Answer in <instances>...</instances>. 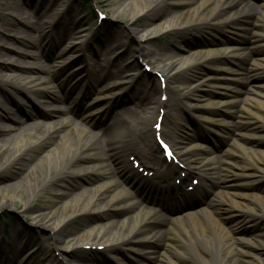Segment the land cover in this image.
<instances>
[{
	"label": "rangeland",
	"instance_id": "374dc122",
	"mask_svg": "<svg viewBox=\"0 0 264 264\" xmlns=\"http://www.w3.org/2000/svg\"><path fill=\"white\" fill-rule=\"evenodd\" d=\"M123 1H126L128 6L122 8L121 11L113 13L112 7ZM247 1L251 2L249 9L241 4L235 6V9L231 11L229 14L231 23H228L226 18L222 16L223 13L214 18H209L205 13L201 17H208L209 19H203L200 25H184L162 31L168 25V21L177 15L176 12H178L179 8L174 0H159V2L143 0L142 3L146 4V6L144 5L146 12L134 19L132 17L135 10L141 8L138 5H136L138 6L136 9L132 8L129 5V0H0V24L3 25V28H0V46L2 48L34 49L21 43L15 32L11 31L14 27L21 26L16 14L18 9L28 13L30 17L41 15L39 17L45 22L42 25L44 31L51 27H54V31L60 30V23L65 24L66 21L71 20L76 23L74 27L81 31L79 33L80 39L62 38L59 42L60 46H75V50H80L78 54H81L79 58L81 62H87V55L91 56L92 53L94 55V51L100 49L101 54L103 53L102 58L105 57L104 61H101V66H104L107 70L103 69L102 72L94 73L93 76H95L94 78L96 76L100 78L107 74L109 77L100 78L96 84L93 83V89L89 92L88 89L85 90V83L82 84L85 86L77 88L69 96V99H66L69 103L70 109L68 111H70V114L58 113L52 115L49 120L52 121L54 126L50 129V135L46 136L31 149L23 152L7 170L0 172V185L11 180L15 176V172L22 166L28 165L34 157L52 149L55 140L62 133V129L57 128L56 122H59L65 116L77 123L81 122L79 113L88 108V104L91 101L98 99L93 98L95 93L105 91L102 86L108 81L119 84L120 88L115 96L109 97V99L106 97L100 98V101L103 100L106 103L99 111L100 113L90 116L93 118L89 122L92 126L93 134L100 133L105 127H111L115 112L122 113V111L134 109L136 116H139L143 121H149L151 118L154 120L158 114L157 107L153 105L150 106L151 109H148V106L140 108V99L135 95L134 89L138 86L136 82L139 80L145 87L150 88L152 93V84H157L159 81L158 76L155 75V72L159 69L155 62H160L166 57H171L175 61L180 60L181 63L186 65L184 68H179L172 72L167 82L169 88L176 96L175 99H178L181 93L188 91L193 93L195 97L198 96V100L189 102L181 100L179 105L176 106V100L172 101L171 95L170 99H168V96L161 99L165 103L164 111L170 108L177 110V113L171 119L169 129H166L170 138H163V140L165 142L169 141L168 143L170 144H175L180 140V138L176 137L178 135L182 136V138L195 137L197 143L211 148L210 157L217 167L220 163L221 155L219 146L224 145L230 139V135L225 130L230 129V126L234 123V119H226L221 114L224 110L230 109L231 105L233 106L232 97L230 98L229 95L235 91H226L227 88L224 82L228 81L225 79L220 80L222 83L219 81V86L217 84L199 85L201 77L208 73L211 67L200 59L201 55H196L194 50L203 46L209 48L212 51L213 63H216L219 70L224 71L227 67L232 69L230 73L236 75L232 77L233 80L236 83H242L239 85L242 87L237 92L241 94L251 89L255 97L252 95H249V97L252 101L258 102L259 96H261L259 89L264 87V79H262L264 76V58L260 55L261 51H264V41L262 40L260 43L262 37L259 35V31H254L253 25L260 23L264 26V18H260L259 15L261 14L256 7L259 0ZM97 9L103 11V18L105 19L98 21L96 16ZM245 10H248V12ZM131 19L133 20L132 25H130L132 28L126 25V21ZM43 38L40 40L41 46L37 51L48 49L45 46L48 41L45 36ZM21 44L26 47L24 48ZM221 45L230 46V49H233V46H237L239 48L238 53L226 55L222 51ZM0 50L2 51L1 48ZM43 54L44 56L37 66V72H35L37 79L46 75V70L50 65L57 68L61 66L58 65L60 59L57 58L59 54L56 53L55 49L50 50L46 55L43 51ZM6 55L7 62L10 64H13L15 60H30L28 57H17L12 52H7ZM76 55L68 53L65 57L71 60ZM108 60L113 65L107 64L106 61ZM144 66L145 69L143 68ZM108 68L112 72L114 68H117L119 73L117 75L110 74ZM245 71L248 72L245 73ZM129 72H133L132 77H130ZM59 74L58 71L53 73L54 80ZM249 74H253L261 81H258L257 84L245 83L246 80L244 78H247ZM88 84L90 85V83ZM194 86L197 88H194ZM53 89L65 96L66 83L57 82ZM4 90L11 95L14 94L13 92H17L8 86H4ZM20 92H17L18 94H15V97L12 95L15 100L8 105L13 110L26 109L25 115L31 117L26 119L24 115H21V119L26 125L40 123L42 119L38 116L34 117V110H37L38 107L46 110L50 107L52 108L53 104L51 103L47 106L46 104H38L33 97L26 96L22 91ZM34 94H38V92L35 91ZM158 96V93L153 94V100L158 99ZM249 105L252 109L251 104ZM64 106H66L65 103ZM194 106L198 107L194 108ZM202 108L211 111L208 118L209 121H212V124L209 128L204 127L200 123L199 118H197V112ZM107 112H109V115H106ZM241 117L245 116L241 115ZM262 119L264 120V117ZM240 122L244 123V121ZM72 125L73 122L71 120L66 124L69 128ZM4 135L6 134H0V138ZM253 141V149L264 150V139H260V141L254 139ZM151 144L156 147L154 140L151 141ZM184 145V143L180 144V146ZM8 147L14 150L13 145ZM232 149L230 159L233 163L240 165H246L244 154H251L254 159L253 164L257 166L255 168L257 173L250 177L249 182L250 184H255L256 192L264 194V156L253 152L250 153V151L239 150L237 147ZM57 153L60 155L65 154V156L70 154L72 156L74 152L72 151L68 154L58 149ZM129 154L130 152H127L125 158L128 159L131 165H135L134 161L136 160L137 165L140 164L138 159H134V155L129 156ZM155 155L160 165L163 166L159 147ZM204 157L206 156L202 155V158ZM249 161L251 162L250 159ZM110 163L111 161H109ZM46 165L47 163L44 162L41 167L44 169L47 167ZM110 165L112 167V164ZM236 170H238L237 167H234L233 170L223 169L214 177V181L210 184V192H214L216 196V203L210 209L212 221L219 225L225 233L223 243H217L221 248H182L183 243L188 246H195L198 241H202L203 237L197 234L181 235L178 242L172 244L168 242L169 236L166 235L165 226L158 224L157 221L136 229L140 218H144L145 213L140 211L139 217H136V210L135 213L133 210H129L128 207H112L108 203L109 196L114 192V187L108 185L111 177L109 174L94 173L85 178L73 179L71 175L67 174V170L62 169L55 177L57 181L53 184L54 186L50 184L33 204L16 199L13 202L12 209L0 210V264H26V261L35 254H41V259H43L41 264H264V255L260 253V247L245 246L237 241L238 238L251 237L264 245V209L262 208L264 200H262L261 204H258L248 193L236 190L235 183L232 181ZM139 173L142 175V172ZM191 178L198 179L196 175L188 176L184 180L182 187L185 188L186 185L192 184ZM130 180L129 177H125L122 184L132 193V196H135L140 189L135 186L136 180ZM198 181L199 186L200 180L198 179ZM103 184L107 188L104 196L89 205L88 198L93 195L97 187ZM78 186H86L87 190L82 193ZM52 188L62 193L67 202H69L66 205L63 203L65 205L64 208L58 206V201L63 196L60 199L57 198L53 194L54 192L51 191ZM72 189L74 191L79 190L80 194L78 199L71 202L67 195L70 192H74ZM189 194L190 198L200 199L203 197L197 191L189 192ZM156 197L161 200L162 196L156 195ZM156 197L147 195L144 198L149 199L150 202H157L155 201ZM170 198L163 197L169 203L171 209L173 207L174 209L180 208L181 206L188 208L196 204L195 200L189 201L187 204V199L183 205H179V202ZM26 206H30L29 213H21ZM230 209L233 211H230ZM247 209H250L252 218H249V220L238 219V214L244 213ZM69 215H73V217L61 228V233L64 236L69 235L71 237L75 234L79 235L88 232L94 234L96 230H100L104 237L103 240H100L101 242L109 243L112 239L116 241L121 238L122 240L123 238H128V241L121 244H110L106 248L88 244L71 250L72 248L70 247L72 245L75 246V243L73 241L68 242L70 238L61 241L58 244L59 248H54L53 242L46 239L45 248H38V244L35 241L29 245V248H23L18 254L12 248L11 222L19 227L17 228L19 232H24L27 236L46 238L50 224H46L45 227L39 226L38 224L41 220L44 217L46 219L59 220ZM157 230H160L161 233H156ZM215 233L219 234L218 232ZM204 236L214 239L210 231ZM259 238L261 239L259 240ZM89 240L80 238L82 242H93ZM244 248H248V250ZM34 250L35 253L28 258V255ZM29 264L35 263L30 260Z\"/></svg>",
	"mask_w": 264,
	"mask_h": 264
},
{
	"label": "bare ground",
	"instance_id": "6f19581e",
	"mask_svg": "<svg viewBox=\"0 0 264 264\" xmlns=\"http://www.w3.org/2000/svg\"><path fill=\"white\" fill-rule=\"evenodd\" d=\"M142 1L143 0H129V5L132 8L136 9L138 6L141 8L138 10L134 9L135 12L132 19L146 12V9L144 8V5L146 6V4H143ZM155 1L159 2V0ZM174 2L179 8L178 12H176L177 15L168 21V25L166 28H163L162 31L175 29L184 25H200L203 19L207 20L206 18L208 17H217L220 13H223L222 16L226 18L228 23H231L229 14L235 9V6L243 4L249 9L251 5V2L247 0H174ZM256 5L261 14L259 15L260 18H264V0H259ZM127 6V2L123 1L120 4L114 5L112 11L113 13H116ZM245 11L248 12V10ZM205 13L208 17H201ZM16 14L20 20L21 26L14 27L11 31L15 32L21 43L34 49L22 50L19 47L6 49L5 47L2 48L0 46L2 49V51L0 50V134H6L0 138V172L7 170L23 152L31 149L46 136L50 135V129L54 126L52 121L49 120L52 115L58 113L70 114V111H68L70 109L69 103L66 99H69V96H71L77 88L85 86L82 85L85 83V90L88 89L89 92L93 89V83L96 84L100 78H109L107 74L100 78H97L98 76L94 78L95 76H93L94 73H100L103 69H106L104 66H101V61H104L105 57L102 58L103 53L101 54L100 49L94 51V55L93 53L91 56L87 55V62H81L79 60L81 54H78L80 50H75V46H60L59 42L62 38L68 37L74 40L80 39L79 33L81 31H78L80 29L77 28V30L74 27L76 25L74 21H66L65 24L60 23V30L54 31V27H51L44 31L42 25L45 22L39 17L41 15H33V17H30L28 13H25L22 9H18ZM132 19L126 21V25L129 27L132 25ZM226 21L225 23H227ZM0 28H3V25L0 24ZM253 29L254 31L260 32L259 35L262 37L260 43L262 40L264 41V26L260 23L255 24L253 25ZM44 36L48 41L45 45L48 49L37 51L41 46L40 40ZM26 46L23 47L25 48ZM233 47V49H230V46L221 45V49L226 55L229 53H238L239 48L237 46ZM53 49L59 54V57H57L60 59L58 65L61 66L57 68L50 65L46 70V75L37 79L35 77V72H37V66L41 58L44 56L43 51L46 55ZM7 52H12L17 57H28L30 60H15L13 64H10L7 62ZM194 52L196 55H201L200 59L205 61L206 64L211 67V70L201 77L202 79L199 85H218L221 82L220 80L225 79L229 82H224L227 88L226 91H235L231 92V95H229L230 98L232 97L233 106L231 105L232 107L230 106V109L224 110L221 114L226 119H234V123L230 126V129L225 130V132L230 135V139H228L224 145L219 146L222 150L219 149L221 155L219 160L220 163L217 167L215 166L213 159L210 157L211 148L197 143L195 137L182 138V136L178 135L176 137L180 138V140L178 143L172 144L173 148L178 150L179 158L177 162H180L182 164L181 166H179L178 163L173 162H165V165L161 166L156 158L155 153L159 146L156 145V147H154L151 144V141L155 140L156 136L164 139L170 138L166 129H169L171 119L177 113L175 108H170L164 111L165 103L160 100L161 95L168 96V99H170L169 97L171 95L172 101L176 100V106L179 105L181 100L185 102L198 100V96L195 97L193 93L188 91L181 93L178 99H175L176 96L169 88L167 82L170 79L172 72L179 68H184L186 65L181 63L180 60L175 61L174 59H171V57H166L160 62H155L159 68L157 72L159 73L160 78L163 79L164 83H160V80L157 84L153 83V92L151 93L150 88H147V86L145 87V85L138 80V82H136L138 83V86L134 89L135 95L140 99V108H142V106H148L147 108L151 109L150 106L154 105L157 107L158 111L163 110V121L160 129L157 130L155 127L158 114L154 120L151 118L149 121L145 122L139 116H136L137 114L134 109H131L125 110L124 112L122 111V113L115 112L113 114L111 127H105L100 133L93 134V131L91 130L92 126L89 124L93 118L90 116L93 114L95 116L100 113L99 111L106 103H104L103 100L100 101V98L106 97L109 99V97L115 96L120 88V85L113 81L104 83L102 86L105 88V91H103L104 93L98 91L93 97L94 99L98 98L99 100L95 99V101H91L88 104V108L79 113L81 122L77 123L66 116L60 119L59 122H56L57 128L62 129V133L55 140L52 149L43 152L40 156L34 157L28 165L26 164L18 169L11 180L0 185V210L12 209L13 202L16 199L20 201H28V203L33 204L34 201L42 195L43 191L50 186V184L53 185L57 181L55 177H57L62 169L67 170V174L71 175L73 179H81V177L85 178L94 173L102 175L109 174L111 177L108 185L114 187V192L109 196L108 203L112 207H128L129 210H133L134 212L136 210V217H139L140 211H144L145 213L144 218H140L136 229L157 221L158 224L165 226L166 235L169 236L168 242L172 244H175V242L177 243L181 235L197 234L203 237L202 241H198L195 246H188L183 243L182 248H221L217 243H223L225 233L219 225L213 223V218L211 217L210 212V209L216 203L215 193L210 192V184L214 181V177L223 169L233 170L234 167H237L238 170H236L232 180L235 183L236 190L248 193L258 204H261L262 200H264V194L256 192L254 187L255 184H250L249 182L250 177L254 175V173H257L255 170L257 166L253 164L254 159L251 157V154H244L246 165L233 163L230 159L233 147L264 156V150L258 151L252 147L254 139L256 141L264 139V120L262 119L264 117V87L259 89V93L261 94V96H259L260 99L258 102H254L249 97V95L255 97L252 94L253 91L251 89H248L241 94L237 92L238 89L242 87L239 86L242 83H236V81L233 80L232 77L236 75L230 73L232 69L227 67L224 71L219 70L216 63H213L212 51L209 48L204 46L199 47L195 49ZM68 53L77 55L71 60H68L69 58L65 57ZM260 55L264 58V51H261ZM154 56L156 55L154 54ZM106 62L107 64L109 63L110 65H113L109 60ZM57 71L60 74L56 80H54L53 73ZM108 71L110 74L114 75L119 73L117 68H114L113 72L108 68ZM246 72L248 71H245V73ZM129 73L130 77H132L133 72ZM244 79L247 84H257L258 81H261V79H258V77L253 74H249L247 78L245 77ZM262 79H264V76ZM57 82L66 83L65 96H62L61 92L58 93L53 89ZM88 83H90V85ZM4 86L11 87L18 93L20 91L24 92L26 96L33 97L38 104H46L47 106L52 103L53 106L46 110L39 109L38 107L37 110H34V117H41L42 121L40 123L26 125L21 119V115H24L26 119L31 118L25 115L26 109L22 108L13 110L8 105L15 100L13 96L15 97V94L18 93L13 92L14 94H12V96L4 90ZM194 88L197 87L194 86ZM33 91H37L38 94H34ZM157 93L159 94L158 99L153 100V94ZM64 103L66 106H64ZM249 104L253 107L252 109ZM196 107L194 106V108ZM210 114L211 111L206 108H202L197 112V118H199L200 123L206 128L211 127L212 124V121H209L208 118ZM106 115H109V112H107ZM241 115L245 117H241ZM69 120L73 122V125L70 128L66 126ZM240 121H244V123ZM181 143H184L185 145L180 146ZM9 145H13L14 150H11L8 147ZM58 149L68 154L72 151L74 153H72V156H70V154H66V156L65 154L60 155L57 153ZM127 152H130L129 156L134 155L136 157H134V159L140 161L138 166H142L144 170H147L148 173L146 177L141 175L138 170L129 163L128 159L125 158ZM202 155L206 157L202 158ZM109 161H111L110 164H112V167L109 164ZM44 162L47 163V167L43 169L41 164ZM71 167L73 168L71 169ZM189 175H196L200 180V185L194 186L193 189L202 194V198H190L191 196L189 192L182 187L184 180H186ZM125 177H129L131 179L130 181L136 180L135 186H138L140 191L136 193L135 196H132V193L122 184L124 183L123 179ZM176 179L180 180V184L177 185L175 183ZM78 187H80L79 190L82 193L87 190L86 186ZM60 189L62 190L61 187ZM106 189L107 188L106 186L104 187V184L97 187L93 192V195L88 198L89 205L95 203L100 197H103ZM72 190L74 191V189ZM79 190H76L73 193L70 192L67 195V198L71 199V202L75 201L80 194ZM51 191L54 192L53 194L59 199L63 196L57 189L52 188ZM139 195L143 197L141 198ZM147 195H152V197L159 195L162 197L161 200L156 197L155 201L157 202H150L149 199L144 198ZM139 197L140 199H138ZM163 197H171L170 199L179 202V205H183L187 199V204L189 201L193 200H195L196 204L188 208H183L181 206L180 208L174 209L173 207L171 209L169 203H167ZM61 200L58 201V206L64 208L69 202H67L64 196ZM30 206H26L21 213L28 214ZM262 208L264 209V206H262ZM230 211L233 210L230 209ZM72 217L73 215H69L59 220L46 219V217H44L38 225L45 227L46 224H50L46 238L27 236L24 232H19L17 229L19 227L11 222L10 235L12 248H14V251L18 254L23 248H29V245L34 241L38 244V248H45L46 239L53 242L54 248H59L58 244L61 241L70 238L68 239V242L73 241L75 243V246L72 245L70 247L72 248L71 250L88 244L93 246H104V248H106L110 244H121L128 241V238H123V240L121 238L116 241L115 239H112L109 243L101 242L100 240H103L104 237L100 230H96L94 234L88 232L79 235L75 234L76 236L73 235L71 237L69 235L64 236V234L61 233V228ZM136 217L133 218L135 219ZM240 218L243 220L251 219L252 216L250 209H247L242 214H238V219ZM209 231L212 232L214 239H212V237L204 236ZM159 232L161 233L160 230L156 231V233ZM215 232H218L219 234H216ZM80 238H85L87 240L90 239L89 241L91 242L92 240L93 242H82L80 241ZM260 239L261 238H259V240ZM237 241L245 246L260 247L259 251L264 255V245L254 238H238ZM244 249L248 250V248ZM33 253H35V250L28 255V258L33 255ZM41 258V254H35L26 261V264H29L30 260L35 264H41L43 260Z\"/></svg>",
	"mask_w": 264,
	"mask_h": 264
}]
</instances>
